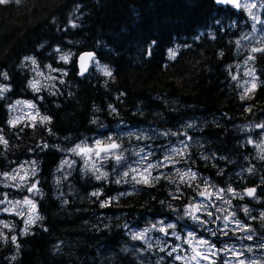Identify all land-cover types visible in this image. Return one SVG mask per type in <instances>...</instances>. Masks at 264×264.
<instances>
[{"label":"trees","instance_id":"trees-1","mask_svg":"<svg viewBox=\"0 0 264 264\" xmlns=\"http://www.w3.org/2000/svg\"><path fill=\"white\" fill-rule=\"evenodd\" d=\"M251 25L242 3L237 9L216 0L0 3V73H7L0 80L9 85L0 95V137L7 141L0 142V196L6 187L14 190L3 183V174L31 161L37 168L32 195L41 213L29 225L22 215L3 214L10 227L0 233V264H145L133 249L138 240L128 225L155 217L180 224L207 185L246 203L252 223H264V153L252 149L246 130L248 124H264V51L255 52L257 81L251 89L234 72L247 54L238 39ZM175 46L173 56L169 50ZM86 50L100 66L92 63L81 75L77 58ZM56 53H68V61ZM28 56L65 69L56 90L30 85ZM23 97L36 100L48 119L13 121L9 106ZM115 124L124 129L148 124L164 135L175 130L171 126H187L192 136L184 137L175 158L197 175L182 180L169 172V164L130 190L112 168L104 175L76 166L53 176L65 148ZM129 130L127 137L110 139L128 138L140 146ZM164 135L143 141L158 147L178 143ZM251 187L255 192L249 196Z\"/></svg>","mask_w":264,"mask_h":264},{"label":"rangeland","instance_id":"rangeland-1","mask_svg":"<svg viewBox=\"0 0 264 264\" xmlns=\"http://www.w3.org/2000/svg\"><path fill=\"white\" fill-rule=\"evenodd\" d=\"M241 3L242 7L251 15L252 25L238 39L241 52H247V54L234 67V72H238L235 77L243 81L244 89L249 90L257 81V72L254 66L256 51L254 52L253 49H264V24L259 23V21H264V2L241 0ZM176 49L175 46L170 50L173 52ZM56 54L58 59H61L62 55ZM65 56L68 57V53ZM32 58L35 59L36 64H33L31 60H26V64H29L32 72L31 82L36 83L40 90L50 91L54 88L56 90L58 82L64 78L65 69H57L49 64L41 65L36 57ZM41 61L49 63L46 58L41 59ZM92 63L97 67L100 66L95 57ZM0 85L7 89L9 87L4 80H0ZM9 108L13 121L23 118L35 120L41 118L42 121L47 117L41 112L38 102L30 98H18L10 104ZM120 124L106 127L105 130L94 135L85 136L80 141L74 142L71 148V145L65 148L66 153L62 161L54 168L53 176L59 178L62 172L67 173L76 166L85 170H93L97 174L107 175L109 174L107 168H112L113 176L119 182L125 183L127 190H130L134 188L135 184L143 181L140 173H143L149 164L153 165L149 169L151 176L162 172L169 164L172 166L169 172L174 171L179 178L185 173H188L187 176H184L185 179L192 178V173L197 175L192 168H182L179 160L175 158L184 147V137L190 139L192 136L184 131L187 126L182 124L171 126L175 130L164 135L161 127L147 126V124L143 128L124 129ZM258 125L264 124L260 121L246 125V130L249 132L247 141L251 144L252 149L257 148L258 151L264 153V128L258 127ZM129 129H133L136 133L132 135L137 140L139 139L140 146L128 138H123L130 135ZM166 129L170 130V128ZM113 134L123 137L111 140L110 137ZM157 135H164L170 141L178 143H162L161 147H158L157 145L152 146L150 140L148 142L143 141L145 138H154ZM122 138L123 140H121ZM116 140L121 144L119 147L115 149L104 148L105 143ZM97 141L100 143L97 144ZM68 144L69 142H67ZM77 145L80 148L73 152L72 149L76 148ZM80 149H91V151L81 152ZM98 151L100 152L99 156L96 155ZM117 156L121 157L119 162L115 159ZM36 171L35 163L27 160L18 163L12 171L3 174V183L14 190L7 192L8 187L2 189L3 193L0 196V201H3L0 203V233L5 234L4 228L10 227L8 220L3 215L4 213L22 215L25 223L29 217H32L35 222L40 219L38 200L32 195L36 193V188L32 191L28 190L36 185V180L32 179ZM24 188H26L25 192H23ZM17 192L21 196L12 195ZM202 192L204 195H201ZM199 196L189 209L190 217L182 220L180 224L166 218L155 217L150 218L148 222L142 225H128L127 231L132 237L137 235L143 237L137 239V245H133V249L145 261V264H240V261H243V264H264V223H252V220L255 219L253 216L247 215L246 203L237 204L234 201L235 197L221 194L212 185L204 187ZM26 199L31 200L36 207L33 208L32 205L24 203ZM212 206H214L213 209ZM215 214L218 215V221L214 218ZM262 214L264 215V208ZM210 217H213L212 224ZM29 224L33 223H26V225ZM169 225H174V227H168ZM229 231L232 232L229 233ZM189 233L192 235L190 236Z\"/></svg>","mask_w":264,"mask_h":264},{"label":"snow or ice","instance_id":"snow-or-ice-1","mask_svg":"<svg viewBox=\"0 0 264 264\" xmlns=\"http://www.w3.org/2000/svg\"><path fill=\"white\" fill-rule=\"evenodd\" d=\"M6 2H7V0H0V3H6ZM231 2H232V0H217V3H231ZM254 19H255V18H254ZM259 23L264 24V21H259ZM75 26H76L75 24L72 25V27H75ZM253 27H254V29H255V24L253 25ZM169 51H170V54H171V55H173V56L175 55V53L172 52V50H169ZM253 51H254V52H255V51H264V49H253ZM24 59H25V60H31V62H32L33 64H36L35 59H33L32 57H25ZM61 59L66 61V60L68 59V57H67V56H61ZM105 72H106V74L111 75V72H109L106 68H105ZM0 75H3L4 78L7 79V73H0ZM233 79H235V77H233ZM29 83H30V85H31L35 90L39 91V89L37 88L36 83L31 82V81H30ZM4 91H7V88H5L3 85H0V95H3V92H4ZM44 119L47 120L48 118L45 117ZM258 127L264 128V125H258ZM0 142H3V143H5V144L7 143V141H4L2 137H0ZM99 143H100V142L97 141V144H99ZM117 147H119V145H116V144H111V145L108 146V148H112V149H115V148H117ZM78 148H80L79 145H77L76 148H73L72 151H73V152H76V150H77ZM80 151H81V152H84V151H91V149H80ZM105 151H106V150H105ZM96 155L99 156V155H100V152H99V151L96 152ZM262 158H264V157H262ZM115 159L117 160V162H119V161L121 160V157L117 156V157H115ZM165 159H168V157H165ZM158 166H159V165H158ZM152 167H153V165L149 164V165L147 166V168H145V169L143 170V173H140V175H142V177H143V181H142V182H144V183H148V182H149V177L151 176V172L149 171V169H151ZM132 171H135V169H132ZM189 171H190V170H189ZM249 171H251V169H249ZM144 173H147V175H144ZM5 175H7V174H5ZM104 175H107V174H104ZM125 175H127V173H125ZM187 175H188V173H185V174H184V176H187ZM184 176L181 177L182 180L184 179ZM191 176H192V178H195V173H192ZM13 179H15V177H13ZM21 179H23V177H21ZM96 179H101V176H97ZM34 188H35V185H33V186H32L31 188H29L28 190H29V191H32ZM229 191H232V190L229 189ZM254 191H255L254 189H249V190L247 191V194H248L249 196H251V195L254 194ZM94 195H95V193H94ZM201 195H204V193L202 192ZM2 202H3V201H0V203H2ZM24 203L32 205L33 208L36 207L35 204H32V201H31V200H27V199H26V200L24 201ZM197 210H198V209H197ZM5 211H7V209H5ZM34 222H35V221H34V219H32V217H29L28 221H26V223H34ZM168 227H174V225H169ZM25 231H27V229H25ZM189 235L191 236L192 233H189ZM142 238H143V237L140 236V235H137V236H134V237H133V239H142ZM249 238H251V237H249ZM13 240H15V237H13ZM240 264H243V261H240Z\"/></svg>","mask_w":264,"mask_h":264},{"label":"water","instance_id":"water-1","mask_svg":"<svg viewBox=\"0 0 264 264\" xmlns=\"http://www.w3.org/2000/svg\"><path fill=\"white\" fill-rule=\"evenodd\" d=\"M217 2V0H216ZM240 3L241 0H232L231 3H219V4H234L237 8L240 7ZM94 52L93 51H82L78 60H77V64H78V68H79V72L81 75H84L86 73L89 72L91 66H92V60L94 58ZM111 144H116L117 143L114 141L112 143H108L104 145V148H108L109 145ZM249 189H254L253 187L248 188L246 191H248ZM255 190V189H254ZM255 192V191H254ZM252 196V195H251Z\"/></svg>","mask_w":264,"mask_h":264},{"label":"bare ground","instance_id":"bare-ground-1","mask_svg":"<svg viewBox=\"0 0 264 264\" xmlns=\"http://www.w3.org/2000/svg\"><path fill=\"white\" fill-rule=\"evenodd\" d=\"M238 9V8H237ZM77 60H78V58H77Z\"/></svg>","mask_w":264,"mask_h":264}]
</instances>
